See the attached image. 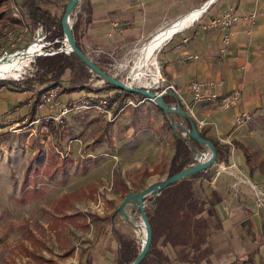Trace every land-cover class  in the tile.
Masks as SVG:
<instances>
[{"label": "rangeland", "instance_id": "obj_1", "mask_svg": "<svg viewBox=\"0 0 264 264\" xmlns=\"http://www.w3.org/2000/svg\"><path fill=\"white\" fill-rule=\"evenodd\" d=\"M86 2L80 0L70 13L72 23L81 10L85 52L98 60L108 73L131 82L130 71L140 48L149 38L130 44H120V40L111 44L91 43L83 29L87 11L82 6ZM17 5L12 9L24 15ZM9 28L0 40V57L33 45L41 48L38 54L50 49L49 42L40 38L38 27L29 30L12 25ZM169 39L155 52L148 73L157 65L159 73L163 74L160 53ZM67 45L63 40L62 48L67 50ZM36 55L27 58L14 74L1 77L9 83L0 89V261L11 251L17 264H36L29 253L35 251L54 260L45 264H114L117 240L111 227L133 237L139 248L143 243L145 231L135 198L131 197L123 206L124 213L118 206L128 192L143 190L167 176L174 149L170 129L158 104L141 94H131L112 120H107L86 102L87 107L73 109L65 115L59 122L58 134H53L47 125L39 126L40 121L50 120L45 119L48 114L45 104L38 108L37 119H27L29 104L25 99L34 91L22 90L29 85V79L32 85H40L34 70ZM67 78L66 72L64 86L69 84ZM103 82L93 70L85 81L96 86ZM143 84L146 85L138 79L132 83L133 86ZM82 93L85 91L62 93L58 98L61 102L79 97L84 100ZM192 101L186 102L189 106L186 108L194 117L190 109ZM241 128L240 140L250 153V163L233 149L227 164L219 159L212 164L215 166L212 184L218 186L225 197H234L238 181L248 185L260 209L261 220L257 218L258 224L251 225H257L254 229L257 241L264 242V115H252ZM208 153L206 146V150L196 156ZM222 173L231 177L221 180L224 188L219 184ZM233 179L235 184H232ZM24 181L36 192L34 197L21 201L18 196L22 195ZM90 184L94 188L91 189ZM72 191L75 196L65 207L66 217L62 218L54 207L63 194ZM170 252L173 256L171 249Z\"/></svg>", "mask_w": 264, "mask_h": 264}, {"label": "crops", "instance_id": "obj_2", "mask_svg": "<svg viewBox=\"0 0 264 264\" xmlns=\"http://www.w3.org/2000/svg\"><path fill=\"white\" fill-rule=\"evenodd\" d=\"M204 1L89 0L84 29L91 43L111 44L116 40H120V44L137 43L200 7ZM230 8L236 10L239 17L231 26V40L223 52V30L204 24ZM160 56L163 75L176 85L179 92H168L173 97L171 103L177 104L179 99L187 105L186 102L193 99L189 86L191 79L215 82L211 90L216 96L193 100L191 106L197 121L212 124L209 133L220 139L225 137V141L231 138L240 140L242 124L235 123V114L248 111L251 116L264 115V0H212L197 20L169 39ZM232 89L239 91L237 104L222 107V96ZM221 176L219 184L224 188L221 180L231 177L226 173ZM234 182L233 179L232 184ZM215 187L219 190L218 186ZM235 188L234 197H225L219 190L221 201L216 205V211L210 214L214 222L219 223L209 238L212 253L194 264H264V242L257 241L254 230L257 225H251L261 221L260 209L245 182L238 181ZM170 249L173 251L169 245L163 246L173 264L176 258Z\"/></svg>", "mask_w": 264, "mask_h": 264}, {"label": "trees", "instance_id": "obj_3", "mask_svg": "<svg viewBox=\"0 0 264 264\" xmlns=\"http://www.w3.org/2000/svg\"><path fill=\"white\" fill-rule=\"evenodd\" d=\"M59 1L61 0H0V40L6 36V31L12 25L25 26L29 30L41 26L44 32L42 39L50 44L48 51L55 50L51 53L38 54L34 58V70L40 85L39 87L32 85L31 79H29V85L23 88L25 91H27L26 89L34 91V99L29 103L27 119L31 121L37 119L38 103L42 93L54 86H58L56 96L62 93L84 90L85 93L81 95L84 96L85 94L84 98L90 103H95L103 97L106 99L107 106L112 109V114H117L126 103L127 97L131 94H140L120 88L106 80H104L103 85L99 86L85 83L92 74V70L75 52L62 48L64 32L61 18L68 0H62L60 3ZM84 1L87 2L82 7L88 12L89 0ZM16 3L24 15L18 14L12 9ZM58 7L60 8L58 9ZM81 22L82 13L80 10L71 23V30L76 45L85 52L82 43ZM94 61L104 68L98 60L95 59ZM66 72L68 73V86L63 84V76ZM8 83L9 81L0 78V88ZM141 96L143 97L142 94ZM80 99L82 100L83 97L75 100L81 101ZM163 99L166 103L171 104L173 97L170 93H165ZM177 101V104L186 112L185 115L178 112L165 114L159 106L163 111L164 122L170 129L174 143V149L167 166V176L195 163L194 155L196 152L206 150L203 143L186 131V129L191 128V123H194L200 136L212 139L217 150L216 159L227 164L232 154L231 151L236 149L247 163H250V153L242 141L236 138L222 141L218 136L209 133L212 124L210 122L199 124L188 113L185 105L179 99ZM41 125H47L53 134H58L59 123L53 119L40 121L39 126ZM158 166L155 171H157ZM214 173L215 166L211 165L169 183L156 194L143 197L144 210L151 225V242L144 257L137 264H172L170 256L162 249L165 245H169L173 249L176 258V262L173 264L179 262L194 264L212 253L209 238L212 235V230H215L219 223L214 222L210 214L216 211V205L221 201L219 190L212 184ZM21 184L23 191L18 199L26 201V199L35 196L34 187L27 186L25 181ZM90 187L92 189L94 185L90 184ZM74 192L63 194L59 204L54 207V211L60 217H66L64 209L70 204L71 198L75 196ZM137 210L139 212L138 208ZM111 228L112 234L117 240L114 264H129L137 256L141 246L139 248L134 238L127 233L115 227ZM29 253L32 254L36 264L54 263L53 259L46 258L35 251H29ZM0 264H17L14 254L10 251L8 257L0 261Z\"/></svg>", "mask_w": 264, "mask_h": 264}, {"label": "water", "instance_id": "obj_4", "mask_svg": "<svg viewBox=\"0 0 264 264\" xmlns=\"http://www.w3.org/2000/svg\"><path fill=\"white\" fill-rule=\"evenodd\" d=\"M79 1L80 0H68L66 7H65V11H64L63 16L61 18V24H62V28H63V32H64V39L63 40L68 43L67 51H73L77 55H79L81 60L87 66H89V68L91 70H93L97 75H99L102 79L108 81L109 83L116 85L120 88L127 89L129 91L136 92V93L142 94L143 96L151 98L156 104H158V106H160L163 109L165 114H167L168 112H178L182 115H185L186 112H184V110L180 107V105L175 103V106H173L172 103L171 104L166 103L163 99V95L160 93H157L151 87H148L147 85H144V84L138 85V86L137 85L133 86V85L128 84L127 81H123L122 79L117 78V77L113 76L112 74L108 73L106 70H104L98 64H96V62L91 57H89V55L86 52L81 50L76 45L74 36L72 34V30H71L72 25H71V21H70V13L78 5ZM211 1L212 0H206L200 6V15L206 9V7L209 5V3ZM198 17H196V18H198ZM179 30H180L179 28L171 29L169 31V35H168L166 40L171 38V36ZM166 40L162 44H164L166 42ZM162 44L158 47V49H160ZM186 131L189 132L198 141L203 143L205 145V147L207 146V148L209 150L208 155L202 154L199 157H197L196 155L198 153H202V152H196V154L194 155V157L196 159L195 163L189 165L188 167H186V168H184V169H182V170H180V171H178L172 175L166 176V177H164V178H162L156 182H153L152 184H150L147 188H145L143 190H140L138 192H133V191L128 192L125 195L122 202L120 203V205L118 206V209L124 213V211L122 209L123 206L129 201V199L131 197L135 198L137 208L139 209V214H140V217L142 219V223H143V227H144V231H145V238L143 239V243L141 245L140 251L137 254V256L129 264H137L144 257L145 253L147 252V250L149 248L150 242H151V225L149 223V220H148L146 213H145V210H144L143 197L147 196V195L158 193L163 187L167 186L169 183H171L175 180H179L183 177H186L187 175H189L192 172L203 170V169L211 166L216 160L217 150H216L215 145H214V143L210 137L200 136V134H199L196 126L194 125V123H191V128L186 129Z\"/></svg>", "mask_w": 264, "mask_h": 264}, {"label": "built area", "instance_id": "obj_5", "mask_svg": "<svg viewBox=\"0 0 264 264\" xmlns=\"http://www.w3.org/2000/svg\"><path fill=\"white\" fill-rule=\"evenodd\" d=\"M253 15V14H252ZM239 15L236 12V10L230 8L225 10L224 12L210 18L207 22H205V27H216L223 30L222 34V51L224 52L227 48V45L229 44L231 40V26L234 21L238 19ZM38 34L40 38L44 37V32L42 30V27H38ZM55 50L52 49L50 51L45 50L44 53H51ZM221 83L220 81L218 82ZM215 84L212 80H204V79H198L194 78L190 80L189 86L190 90L192 92L193 100L194 101H200L205 98H211L215 97L216 94L211 89L213 85ZM151 87V86H149ZM155 87V90L157 93L165 94L168 92H173L174 94H178V89L176 85L169 81L163 74H159L157 83L152 86ZM58 86H54L50 88L48 91L42 93L40 97V101L38 103V108L44 107L45 104L48 108V114H46L45 119H53L55 122H61L63 121V117L67 115L70 111L73 109H78L82 106L87 107V103H89L88 100L84 99L81 101L77 100H70L68 102H61L60 98L56 96ZM29 98L27 99L28 104L32 102L34 99V94H28ZM239 98V91L237 89H232L226 94H224L221 98V106L225 108H229L232 106H235L238 102ZM184 104V103H183ZM173 106H175V103H172ZM89 106H94L98 109L99 112H101L107 120H112L113 115L112 109L107 106L106 99L101 97L98 99L95 103H90ZM185 107H189L185 104ZM191 109V108H190ZM251 114L248 111H239L234 116V121L237 125L243 124L246 121L250 120ZM204 120H199V124H204Z\"/></svg>", "mask_w": 264, "mask_h": 264}, {"label": "bare ground", "instance_id": "obj_6", "mask_svg": "<svg viewBox=\"0 0 264 264\" xmlns=\"http://www.w3.org/2000/svg\"><path fill=\"white\" fill-rule=\"evenodd\" d=\"M199 15L200 7L195 8L171 21L154 33L140 48L135 64L130 71L131 82H128V84L132 85V83L138 79L141 80V82L144 81L147 86H154L157 83L160 74L159 68L155 65L149 73L147 72V68L149 64L152 65L151 60L154 59V54L158 47L167 39L171 29H184ZM40 49L41 48L37 45H33L26 49L10 53V55H7L6 57H0V78L8 77L11 74H14L19 67L25 63L27 58L38 54Z\"/></svg>", "mask_w": 264, "mask_h": 264}]
</instances>
